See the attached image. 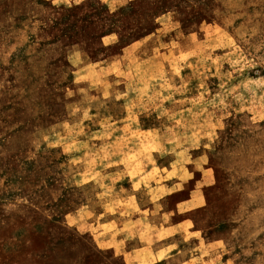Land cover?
Here are the masks:
<instances>
[{
  "label": "rangeland",
  "instance_id": "rangeland-1",
  "mask_svg": "<svg viewBox=\"0 0 264 264\" xmlns=\"http://www.w3.org/2000/svg\"><path fill=\"white\" fill-rule=\"evenodd\" d=\"M0 264H264V0H0Z\"/></svg>",
  "mask_w": 264,
  "mask_h": 264
}]
</instances>
